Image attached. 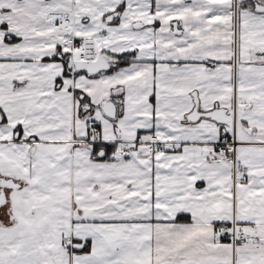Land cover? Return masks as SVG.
<instances>
[{
  "label": "snow or ice",
  "instance_id": "snow-or-ice-1",
  "mask_svg": "<svg viewBox=\"0 0 264 264\" xmlns=\"http://www.w3.org/2000/svg\"><path fill=\"white\" fill-rule=\"evenodd\" d=\"M0 264H264V0H0Z\"/></svg>",
  "mask_w": 264,
  "mask_h": 264
}]
</instances>
